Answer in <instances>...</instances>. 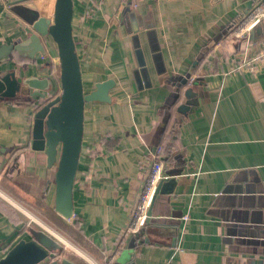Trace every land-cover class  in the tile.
<instances>
[{"label":"crops","instance_id":"0c3cea01","mask_svg":"<svg viewBox=\"0 0 264 264\" xmlns=\"http://www.w3.org/2000/svg\"><path fill=\"white\" fill-rule=\"evenodd\" d=\"M254 1L73 0L84 91L107 80L114 87L110 103L85 105L74 214L69 222L55 215L71 225L97 264H115L126 250L124 231L144 181L145 173L139 175L149 145L157 146L165 171L180 168L181 174L174 177L173 193L154 206L142 237L147 242L137 243L126 264H264V60L254 70L230 72L240 55L226 53L223 36ZM54 2L0 3V44L36 33L33 25L52 18ZM34 12L39 19L31 24L23 16ZM40 37L44 57L14 53L0 61V71H13L22 88L0 99V184L43 211L49 205L53 210L56 167L31 149L32 127L39 107L59 93V83L52 72L56 46L49 36ZM263 47L251 48L248 56ZM198 58L191 76L201 80L193 89L197 104L179 113L184 98L176 101L174 84ZM33 78L52 82L46 99L23 84ZM29 227L0 199V259L30 239Z\"/></svg>","mask_w":264,"mask_h":264},{"label":"water","instance_id":"95a60500","mask_svg":"<svg viewBox=\"0 0 264 264\" xmlns=\"http://www.w3.org/2000/svg\"><path fill=\"white\" fill-rule=\"evenodd\" d=\"M14 3L11 5H14ZM18 9L21 10L22 8H12L15 12ZM23 17L31 24L39 19L35 12L32 17L27 18L26 15ZM72 19L73 0H55L52 18L39 19L33 25L36 33L30 34L23 42L0 44V61L14 53L18 57L30 60H39L44 57L46 49L40 36H49L56 46L59 93L52 100L41 105L34 114L31 149L36 152H44L47 166L51 168L55 165L56 167L53 211L63 221L71 220L74 214L73 187L82 149L85 105L93 102L110 103L109 91L114 87V82L107 80L95 84L93 91L85 93L79 58L72 34ZM227 29L223 32L225 38ZM221 38L211 41L208 47H214L222 40ZM225 45L228 48L226 53L234 57L249 51L255 46L263 47L264 20L254 26L247 36L239 40L226 39ZM200 59L198 58L192 64V70L188 74L177 78L178 82L174 84L177 90L174 96L176 101L181 96L184 98V102L177 107L179 113L184 114L191 109L190 107H195L197 104V94L194 93L193 89L200 85L201 80L199 75L195 80H191V76ZM232 61L234 62V59ZM23 84L35 91L32 92V96L42 100L46 99L43 92L53 87L52 82L48 79L39 81L33 78ZM19 85L20 82L13 71H0V99L15 97L18 92L22 91ZM181 89H184L182 95L180 93ZM171 105L172 103H167V106ZM156 149L157 146H148L151 156L156 153ZM147 162L148 159L142 165L140 178L143 177L146 171ZM9 167L12 169L14 165L10 164ZM180 174V168L168 171H165L164 168V178L155 187L143 226L137 232L128 236L129 239L125 245L126 250L115 264L130 262L129 257L137 243L147 242L142 237L150 223L153 208L163 199L162 197L173 193L172 187L177 183L174 177ZM132 207L133 204L130 208ZM26 232L30 239L18 241L0 259V264H81L66 256L63 245L54 236L31 227L27 228Z\"/></svg>","mask_w":264,"mask_h":264},{"label":"built area","instance_id":"2783aa9c","mask_svg":"<svg viewBox=\"0 0 264 264\" xmlns=\"http://www.w3.org/2000/svg\"><path fill=\"white\" fill-rule=\"evenodd\" d=\"M8 1L12 0H0V3L4 4ZM262 20H264V0H255L246 12L240 14V16H238V18H236L234 22L228 26L226 39L239 40L247 36L251 29ZM236 60L237 59H235V61ZM263 60L264 47L250 56H248L247 51L240 55V59L237 60L230 72L241 69L254 70L256 64ZM52 72L57 78L58 72L56 67ZM155 155L156 153L151 156L148 150L147 157L144 161L145 164L148 159L144 181L133 207L130 210V217L124 231V236H129L137 232L143 226L146 220V212L150 206L155 187L158 182L164 178V164L157 159Z\"/></svg>","mask_w":264,"mask_h":264},{"label":"rangeland","instance_id":"374dc122","mask_svg":"<svg viewBox=\"0 0 264 264\" xmlns=\"http://www.w3.org/2000/svg\"><path fill=\"white\" fill-rule=\"evenodd\" d=\"M0 199L3 203L11 206L19 218L31 228L39 230L38 224L44 225L43 227L51 232L53 236L63 244L64 253L67 257H71L81 264H97V262L91 258L88 251L82 245L78 244V238L74 235L71 225L68 227L67 224L69 223L65 224L58 219L50 205L47 209L41 211L40 208H35L38 206L34 207L33 204H28L25 201L16 198L13 194H8L6 188L1 186V184ZM78 252H82L81 254H84L86 257L80 255Z\"/></svg>","mask_w":264,"mask_h":264},{"label":"bare ground","instance_id":"6f19581e","mask_svg":"<svg viewBox=\"0 0 264 264\" xmlns=\"http://www.w3.org/2000/svg\"><path fill=\"white\" fill-rule=\"evenodd\" d=\"M75 249H76V248H75ZM77 250H78V249H77ZM76 252H77V251H76ZM78 253H79V252H78ZM81 253H82V252H80L79 254L82 255ZM82 256H85V255L83 254ZM85 257H86V256H85Z\"/></svg>","mask_w":264,"mask_h":264}]
</instances>
